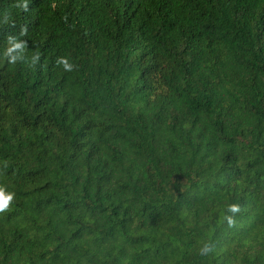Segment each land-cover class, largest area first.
<instances>
[{
	"label": "trees",
	"instance_id": "1",
	"mask_svg": "<svg viewBox=\"0 0 264 264\" xmlns=\"http://www.w3.org/2000/svg\"><path fill=\"white\" fill-rule=\"evenodd\" d=\"M0 188V264H264V0H0Z\"/></svg>",
	"mask_w": 264,
	"mask_h": 264
},
{
	"label": "clouds",
	"instance_id": "2",
	"mask_svg": "<svg viewBox=\"0 0 264 264\" xmlns=\"http://www.w3.org/2000/svg\"><path fill=\"white\" fill-rule=\"evenodd\" d=\"M26 7V5H24ZM9 43L10 47H8L5 51V56L7 57L9 63H15L18 59H21L19 53L14 54L15 50L17 49H23L24 42L20 41L17 42L14 37H9ZM38 59V56H33L32 61L33 63ZM57 63L63 66V69L65 71H71L73 68V64H71L66 57H60L57 59ZM13 193L6 192L3 188H0V211L5 210L9 202L12 200ZM238 211V207L236 205H228L227 206V212L235 213ZM229 223H231V217L226 216L225 217ZM207 251V248L204 249Z\"/></svg>",
	"mask_w": 264,
	"mask_h": 264
}]
</instances>
